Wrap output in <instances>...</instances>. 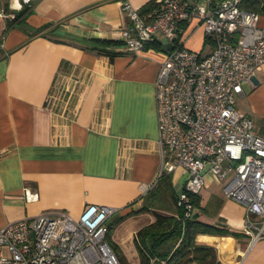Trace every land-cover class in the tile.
I'll use <instances>...</instances> for the list:
<instances>
[{
    "label": "crops",
    "instance_id": "0c3cea01",
    "mask_svg": "<svg viewBox=\"0 0 264 264\" xmlns=\"http://www.w3.org/2000/svg\"><path fill=\"white\" fill-rule=\"evenodd\" d=\"M124 1L146 18L155 8V0H36L15 19L22 5L0 0V227L42 211L77 217L96 203L116 208V225L144 216L128 229L134 240L154 219L151 208L175 214L170 193L183 188L184 168L157 176L154 81L167 46L125 48ZM258 25L264 27V14ZM183 28L186 47L211 50L196 22ZM236 106L264 135V65L243 84ZM205 180L196 218L226 233H197L195 242L213 248L215 264H264V239L251 244L243 231L245 206L227 198L210 174ZM156 186L170 206L157 198L139 211ZM112 228L107 240L116 246Z\"/></svg>",
    "mask_w": 264,
    "mask_h": 264
},
{
    "label": "built area",
    "instance_id": "2783aa9c",
    "mask_svg": "<svg viewBox=\"0 0 264 264\" xmlns=\"http://www.w3.org/2000/svg\"><path fill=\"white\" fill-rule=\"evenodd\" d=\"M15 1L29 6L36 0ZM240 2L155 0L146 18L124 1L129 23L121 37L129 51L150 42L167 46L154 81L157 176L177 166L189 173L175 199L182 217L198 212L191 195L199 196L210 174L223 183L227 198L245 206L243 231L252 244L264 239V135L236 105L243 84L264 65V27L258 25L259 13ZM189 21L211 43L207 54L181 40ZM116 211L87 203L77 217L42 211L11 221L0 227V264H122L107 240V221Z\"/></svg>",
    "mask_w": 264,
    "mask_h": 264
},
{
    "label": "trees",
    "instance_id": "16d2710c",
    "mask_svg": "<svg viewBox=\"0 0 264 264\" xmlns=\"http://www.w3.org/2000/svg\"><path fill=\"white\" fill-rule=\"evenodd\" d=\"M23 6L26 5H22L15 19H18L25 13L26 7L23 8ZM151 7V4H148L144 11L150 10ZM240 7L264 14V0H241ZM108 43L117 44L119 42L108 41ZM149 46L158 48L160 45L155 42L145 45V47ZM97 51L103 52L101 49ZM116 54L111 53L110 56L112 57ZM163 180H168V176H164ZM161 191V186L150 189L146 193L148 202L144 203L139 211L149 210L152 202L158 198ZM170 195L175 202L176 195L172 192ZM191 196L193 202L197 205L199 197ZM150 210L153 213L154 219L150 223L140 227L134 236V243L139 252L138 264H151L152 259L154 264L157 262H160V264H190L191 262H196L197 264H215L213 248L208 245L197 244L195 236L197 233L204 232L226 233L224 226L211 225L200 221L196 218L197 213L191 218H183L182 211L178 207L175 214L152 208ZM118 221L117 219L115 222L117 223ZM114 224L107 222V237ZM111 247L113 250L115 249L113 244Z\"/></svg>",
    "mask_w": 264,
    "mask_h": 264
},
{
    "label": "rangeland",
    "instance_id": "374dc122",
    "mask_svg": "<svg viewBox=\"0 0 264 264\" xmlns=\"http://www.w3.org/2000/svg\"><path fill=\"white\" fill-rule=\"evenodd\" d=\"M185 174H184V183L187 179H189V173L184 169ZM182 190V189H181ZM179 190V191H181ZM163 194V191L160 192L158 199L160 202H164L168 206H170L171 202L170 200H164L160 196ZM158 199H155V203L158 201ZM159 201L157 203H159ZM166 201V202H165ZM119 219L117 211L112 214L108 222H112L114 224V227L112 228V233H111V239L112 241L116 242L117 245L115 246V253L117 257H119L122 261L123 264H138L139 263V252L135 246L134 240L128 238V229L132 227H136L140 223H143L144 216H139L137 218H131L128 219L125 224H119L116 225V220ZM116 225V226H115ZM116 228V229H114ZM114 229V230H113ZM3 251L6 252V248L2 247ZM153 260V259H152ZM157 264H160V262H157Z\"/></svg>",
    "mask_w": 264,
    "mask_h": 264
}]
</instances>
